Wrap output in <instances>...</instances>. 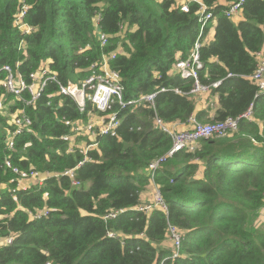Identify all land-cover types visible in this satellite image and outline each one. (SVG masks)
I'll return each instance as SVG.
<instances>
[{
	"label": "trees",
	"instance_id": "trees-1",
	"mask_svg": "<svg viewBox=\"0 0 264 264\" xmlns=\"http://www.w3.org/2000/svg\"><path fill=\"white\" fill-rule=\"evenodd\" d=\"M179 1L0 0V65L19 63L18 72L27 77L48 61L62 83H76L91 62L119 47L110 66L119 72L125 99L166 89L152 106L120 112L117 135L99 136L90 160L75 170L79 187L52 176L16 190V175L5 169V159L20 170L52 175L75 168L83 155L67 152L60 140L68 131L62 120L86 115L68 97L61 106L56 99L46 106L51 91L32 108L0 87V238L13 236L11 244L0 245V264H157L170 252L164 247L169 225L182 240L174 264H264V231L251 224L264 207V95L251 79L256 55L264 58V0H246L240 22L225 16L236 0H201L215 25L210 41L208 27L202 34L198 79L204 85L220 82L208 93L218 103L208 123L231 118L238 127L226 137L201 139L193 152H176L153 171L149 165L171 146L155 129V117L170 125L199 119L193 97L185 95L193 80L169 77L175 61L189 56L200 26L199 6L189 4L185 13ZM23 5L33 28L25 36L13 27ZM97 18V28L108 37L105 47L93 34ZM19 109L32 120L33 133L16 136L10 150L6 140L14 128L8 121ZM152 182L166 212L136 208ZM35 211L48 214L31 220ZM110 213L114 216L106 219Z\"/></svg>",
	"mask_w": 264,
	"mask_h": 264
},
{
	"label": "built area",
	"instance_id": "built-area-1",
	"mask_svg": "<svg viewBox=\"0 0 264 264\" xmlns=\"http://www.w3.org/2000/svg\"><path fill=\"white\" fill-rule=\"evenodd\" d=\"M246 0H236L232 3L228 10L225 12L226 17H232L241 12L242 6ZM189 4H197L199 6V33L193 44L192 50L186 59H177L173 64L172 71L182 79H192L194 82L193 87L185 95L192 97L208 94L212 88L219 86L220 82L211 83L208 85L201 84L198 79V72L203 68V63L199 57V49L202 45V34L205 31L208 23L212 20V14L208 11L207 7L201 0H180L179 5L181 11L187 13ZM29 7L23 5L14 15L13 27L19 30L20 35L25 36L33 31V28L25 21ZM96 19V28L98 24ZM98 29V28H97ZM123 29L120 27L121 35ZM101 47L108 44V37L104 33L96 30L93 33ZM25 43L20 42V49L25 50ZM85 50V49H84ZM82 50V52L84 51ZM120 49L117 47L114 51L103 54L97 61L89 64L87 76L77 81L76 83L68 82L62 83L56 73L49 67V62L46 61L39 68L31 71L24 77L17 70L19 63L15 68L10 65H0V87L3 88L8 94L15 97L16 100L21 101L25 106L34 108L37 101L47 93L46 106L53 104L61 106V98H70L77 107L80 114H85L86 118L68 120L63 119L62 123L67 127V133L60 137V140L67 144V152H77L83 155V158L78 162L75 168L66 169L61 174L42 173L33 169L27 171L20 170L12 165L11 158L4 161L5 169L11 170L16 175V190H26L33 185H41L47 178L55 176H64L70 179L71 185L79 187L80 182L75 179V170L82 166L85 162L90 160L88 153L95 150L98 146L97 138L99 136L109 135L116 136L117 129L121 124L122 117L119 116L120 112L128 107H138L148 104L153 105V100L159 92H165V88H159L151 94L139 95L136 98L125 99L124 87L121 84L119 72L111 68L110 64L118 55ZM256 70L252 74L251 79L257 84L260 94L264 95V58L261 53L256 55ZM176 93H180L177 89ZM26 94L27 99H23ZM244 119L250 117V109L242 116ZM9 125L13 126L10 131L9 137L6 140L7 148L14 149V139L16 136L26 132L33 133L32 120L24 112V109L16 110L8 121ZM178 122L174 124H166L162 119L155 117L154 127L157 130L165 133L171 140L170 149L154 162L149 165V169L158 170L160 165L166 159L171 158L176 152L188 151L193 152L198 142L201 139L208 138H222L235 132L238 127V120L228 118L222 122L214 123H201L190 116L186 125L187 129L177 130ZM150 199L147 202L140 203L136 208L138 212L149 214L153 210L159 209L163 212L167 211L166 203L164 202L160 188L153 184ZM48 214L47 211H35L29 213L31 220L39 219ZM114 214L110 213L105 218L113 217ZM109 237H116L114 233H108ZM13 236L3 239L2 245H9L12 243ZM166 240L170 243V254L160 260L157 264H174V261L181 256V237L179 231L172 225H169ZM45 264H54L51 261H46Z\"/></svg>",
	"mask_w": 264,
	"mask_h": 264
},
{
	"label": "crops",
	"instance_id": "crops-1",
	"mask_svg": "<svg viewBox=\"0 0 264 264\" xmlns=\"http://www.w3.org/2000/svg\"><path fill=\"white\" fill-rule=\"evenodd\" d=\"M233 21L234 22L242 21L241 13L236 14L233 17ZM214 25H215L214 21L207 25L208 33H207L206 39L209 41L212 39V36H213ZM175 76H177V75L173 71H171L169 73V77H175ZM193 100L196 104L195 114H197L198 118H199L198 120L197 119L196 120L201 122V123H208V120H211L214 117L216 108L218 107L217 97H212L209 94H203L200 96L193 97ZM195 118H196V116H195ZM178 124L179 125L177 127V130H179V131H182V130H185L188 128L186 123L185 124L184 123H181V124L178 123ZM151 192H152V186L151 185H148L147 187L144 188V190L140 194L141 203L147 202L150 199ZM2 244H3V239L0 238V245H2ZM166 244H167V246H166ZM164 247L166 249H169L170 243L166 241L164 243Z\"/></svg>",
	"mask_w": 264,
	"mask_h": 264
},
{
	"label": "rangeland",
	"instance_id": "rangeland-1",
	"mask_svg": "<svg viewBox=\"0 0 264 264\" xmlns=\"http://www.w3.org/2000/svg\"><path fill=\"white\" fill-rule=\"evenodd\" d=\"M85 187L87 188L88 184H85ZM251 224H253L254 228L264 231V207L258 210L256 214L252 216Z\"/></svg>",
	"mask_w": 264,
	"mask_h": 264
},
{
	"label": "clouds",
	"instance_id": "clouds-1",
	"mask_svg": "<svg viewBox=\"0 0 264 264\" xmlns=\"http://www.w3.org/2000/svg\"><path fill=\"white\" fill-rule=\"evenodd\" d=\"M158 210H159V209H158ZM166 241H167V240H166ZM166 241H165V242H166ZM167 242H168V241H167ZM169 254H170V252L167 254V256H168Z\"/></svg>",
	"mask_w": 264,
	"mask_h": 264
}]
</instances>
